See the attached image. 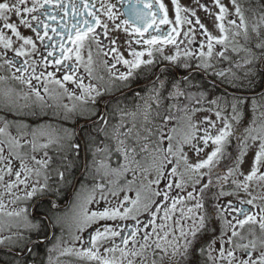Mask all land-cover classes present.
I'll return each mask as SVG.
<instances>
[{"label": "snow or ice", "instance_id": "6c2138e0", "mask_svg": "<svg viewBox=\"0 0 264 264\" xmlns=\"http://www.w3.org/2000/svg\"><path fill=\"white\" fill-rule=\"evenodd\" d=\"M114 8L0 0V264H264V0Z\"/></svg>", "mask_w": 264, "mask_h": 264}, {"label": "flooded vegetation", "instance_id": "af4514ba", "mask_svg": "<svg viewBox=\"0 0 264 264\" xmlns=\"http://www.w3.org/2000/svg\"><path fill=\"white\" fill-rule=\"evenodd\" d=\"M225 1H227V0H225ZM89 2H91V0H89ZM110 2L113 3V4H115V8L113 9V11H114V12L117 14V16H118V19L115 21V23H120L122 20L128 18L126 15H122L123 13H126V12L128 11V0H110ZM168 2H169V0H165V3H166V4H167ZM187 2H188V0H182V3H187ZM97 7H99V0H97ZM60 15H63V13H60ZM201 16H202V15H200V17H201ZM67 19L69 20V22H71V15H70V14H69V16L67 17ZM103 19H106V17H104ZM109 24H110V26H111L112 22H109ZM162 29H163L164 31H166V30H167V26H162ZM25 31H27V30H25ZM98 31H99V30H98ZM150 31H151V29H150ZM29 34H31V33H29ZM49 34L51 35V32H50ZM119 35L123 38V37L125 36V33L121 30L120 33H119ZM201 39H203V37H202L201 35H199V33H197V44H194V45H192L191 47H193V48L198 47V42H199ZM37 43H38V47H40L39 42H37ZM182 47H183V45H182ZM137 48L139 49V46H137ZM44 55H46V52L44 53ZM33 58L35 59V58H37V57L34 56ZM213 63L215 64L216 69H221V68H225V69H226V68L229 67V65L227 64V62L216 63V61H213ZM48 70H52L51 67H50ZM57 75L59 76L60 74L58 73ZM181 78H182V74H181ZM196 80H197V82H200V83H207L208 87L211 88V76H210V75L204 77L203 79H201L200 76H197V77H196ZM86 82H87V81H86ZM37 87L40 89L41 94H43V89L40 87V84H37ZM23 90H24V91H27V88L24 87ZM193 91H194V90H193ZM225 91H227V92L229 93V95H228V100L230 101V100H231V93H232L234 90H233L231 87H229L227 84H220L219 81H218V82H217V87L213 90L214 96H216V97H224V95H225ZM256 91H257L258 93H262V94H264V87H260L259 85H257V87H256ZM46 98H47V97H46ZM257 99L259 100V97H257ZM70 101H71V100H68V101H67L68 104L70 103ZM182 104H189L191 108H199V107H201L202 105H203L204 108H207V107H208V105L206 104L205 101H202L201 104H196L195 100H193L192 102H189V101L183 100V98H182ZM221 107H223V100L221 101ZM230 111H231V110H230V108H229V109H228V112L230 113ZM190 114H191L192 118L195 117L196 115H199V117H200V115H204V114L207 115V116H212V117H214V113L207 112V111L192 112V113H190ZM177 115H178V116H179V115H182V113H177ZM249 115H250V113H249ZM199 119H200V118H199ZM117 120H118V117H117ZM117 120H114L113 123H116ZM200 121H201V120H200ZM66 126H70V125H66ZM50 154H52L51 151H50ZM189 155H190V156H193L194 154H193V153H189ZM88 159H89V161H91V154H89ZM83 161H84V153L81 152V158L77 161V163H78L81 167H79V168L76 170L75 175H76L81 181H83V182H85V183H87V184H91L93 181H92V179H91L90 176H88V177L86 178L85 175H81V173L83 172ZM129 178H131V175H130V174H129ZM110 179L115 180V179H117V178H116V177H111ZM120 179L122 180L123 178H120ZM95 182H96V183L101 182L100 179H99V177L96 178V181H95ZM161 186H163V182H162V185H161ZM254 189H255V192H256L257 194H260V189L257 188L255 185H254ZM188 190H191V189L189 188ZM226 190H230V189H228L227 186H226ZM175 191L178 192L179 190H175ZM128 195H130L131 197L134 198V197H135V191L129 192ZM239 195H240L241 198H245V199L248 198V197H247L244 193H242V192H241ZM109 199H112V198L109 197ZM228 199H232V197H229ZM70 200H71V197L62 196V197L60 198V203L65 204V203H67V202H70ZM189 203H191V202H189ZM19 206H20V207H25L26 205H25L24 203H21ZM90 207H91L93 210H95V209L98 207V205L93 204V205H90ZM30 211H31V210H30ZM178 214H179V213H177V215H178ZM161 215H162V213H161ZM145 217H146V214L140 216L139 219L143 222V221H145ZM109 223L112 224L113 222L109 221ZM118 223H120L121 226H124V225H127V224H134L135 222L129 220V221L118 222ZM54 231H55V234H56L57 236H59V235L61 234L60 231H59V229H56V230H54ZM91 232H92V230H91V229H88V230H86L84 233L81 234V235L83 236V238H84L85 241L88 239V237H89V235H90ZM3 234H4V235H7V233H3ZM64 236H65V240H69V239H70V234H69L67 231H65ZM117 242H119V241L117 240ZM48 246L50 247L51 245H48ZM77 246H79V242H77ZM39 251H40V255H41V257H44V259H46L45 252H44V246H41V248L39 249ZM0 258L8 259V257L4 256L3 253H0ZM60 260H61V264H76L75 258H74V257H71V256L60 257Z\"/></svg>", "mask_w": 264, "mask_h": 264}, {"label": "rangeland", "instance_id": "374dc122", "mask_svg": "<svg viewBox=\"0 0 264 264\" xmlns=\"http://www.w3.org/2000/svg\"><path fill=\"white\" fill-rule=\"evenodd\" d=\"M208 2H209V4H210V0H208ZM224 2L225 3H227V1H225L224 0ZM198 15L200 16V15H202L201 16V18H202V20H203V22L204 23H206L207 25H210V21H208V20H204V13L202 12V11H200V12H198ZM51 87V86H50ZM68 99L67 98H64L63 100H62V102L63 103H65V104H68ZM50 103H55L56 101H54V100H50L49 101ZM72 104V101H70V103H69V105H71ZM205 116H207V115H200V117H199V115H196L195 117H193L192 119H193V122H198V121H200V120H202ZM200 118V119H199ZM213 119H215V117H212Z\"/></svg>", "mask_w": 264, "mask_h": 264}]
</instances>
